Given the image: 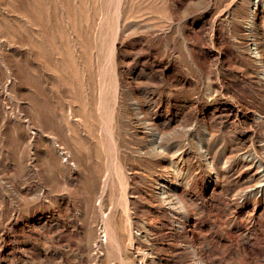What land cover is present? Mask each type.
<instances>
[{
  "label": "rangeland",
  "instance_id": "obj_1",
  "mask_svg": "<svg viewBox=\"0 0 264 264\" xmlns=\"http://www.w3.org/2000/svg\"><path fill=\"white\" fill-rule=\"evenodd\" d=\"M230 1L0 0V264H264V191L234 157L264 133V59ZM204 126L229 157L210 182Z\"/></svg>",
  "mask_w": 264,
  "mask_h": 264
},
{
  "label": "bare ground",
  "instance_id": "obj_2",
  "mask_svg": "<svg viewBox=\"0 0 264 264\" xmlns=\"http://www.w3.org/2000/svg\"><path fill=\"white\" fill-rule=\"evenodd\" d=\"M223 7H225V6H223ZM227 7H228V9H223V11L224 10L225 11L221 12L222 15H224V17L229 15L230 18H232V20H235V21L241 23L243 31H244L243 34L245 35V40L247 38V42H245V43H246V47H247L249 53L251 54V56L254 59L259 60V62L262 61L261 59H264V33H263L264 0H231ZM240 8L242 9V17L240 14H237V9H240ZM238 13H239V11H238ZM84 102H85V100H84ZM85 105L86 104L83 103L82 104L83 107H81V109H80L81 112H83V114L78 113L79 107L77 109L74 108L73 110H71L73 112L72 115L73 114L77 115L76 118L74 119L75 120L74 124L76 125V128L77 127L79 128V126L83 127L85 129L84 133H86L88 131L86 129L87 128V121H88V115H87V111H86L87 108L85 109V107L87 105L86 106ZM90 108H91V106H90ZM134 109L138 110L139 107L135 106ZM69 115H70V113L68 114V116ZM68 116H67V118H68ZM113 118H115V120L117 119V117H113ZM116 121H115V123H116ZM117 123H118V121H117ZM136 123H142L145 125L144 126L145 129H143L142 131L148 132V135L150 136V139H151L150 145L148 146L149 147L148 150L143 151L142 155H140V156L144 157L148 154L150 157L151 156L152 157L158 156V157L165 158L167 155L166 148L162 144H160V142L162 140L166 139L165 131L162 130L154 120L148 119L145 115L144 116L136 115ZM119 128H120V126H119ZM189 130H190V132L188 134L196 142L198 149H200V153L202 154V156L206 162V166L212 172V176L207 178V182H210V180L212 178H217L218 173L216 172L214 166H216V164H218L220 162V160H219V162L215 161V158H214L215 153L213 154V152H212V149L214 147V142H215L214 137H213L212 133L209 131V129L205 126L202 130V135H199V134L196 135L195 133H193V131H191L192 129H190V128H189ZM139 131L140 130H138V128H136L135 132L137 133ZM76 133L77 132H75V134ZM76 135L78 136V133ZM119 135L120 134H118L116 136H119ZM120 138H121V136H120ZM141 150H143V149H141ZM225 152H226V149L223 148L222 149L223 156H224ZM61 153L64 154L65 152L61 151ZM218 154H219V157L221 159L220 153H218ZM171 157H172V155H171ZM234 157L236 160H238V162H240L241 167L243 169V173H246L250 176V181H249L248 185L245 186L244 192L246 194L247 193L263 192L264 191V133H262V139L257 144L256 148H253V147L251 148L250 146L243 148L240 151H237L236 154L234 155ZM66 159H68V158H66ZM228 161H229V157L224 156L222 163L220 162V165H218V166L220 168H226ZM168 162L173 163L175 161H173V158L168 157ZM174 166H175V170H177V167L175 164H174ZM63 167H64V165H63ZM175 179L177 181H179L178 176H175ZM171 191H174V188L172 187V185L165 180H160L157 183L156 189H154V191H153V195L157 200L161 201L162 203L163 202L165 203V202H167V201H165L166 195ZM173 201H174V203H177L179 206H182V202L178 197H175V200H173Z\"/></svg>",
  "mask_w": 264,
  "mask_h": 264
}]
</instances>
